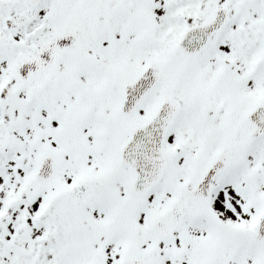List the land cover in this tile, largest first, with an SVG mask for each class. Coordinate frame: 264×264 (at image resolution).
<instances>
[{"label": "snow or ice", "instance_id": "6c2138e0", "mask_svg": "<svg viewBox=\"0 0 264 264\" xmlns=\"http://www.w3.org/2000/svg\"><path fill=\"white\" fill-rule=\"evenodd\" d=\"M0 264H264V0H0Z\"/></svg>", "mask_w": 264, "mask_h": 264}]
</instances>
